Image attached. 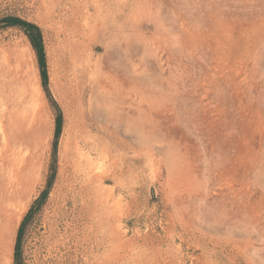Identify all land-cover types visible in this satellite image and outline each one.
I'll return each mask as SVG.
<instances>
[{
    "label": "rangeland",
    "instance_id": "obj_1",
    "mask_svg": "<svg viewBox=\"0 0 264 264\" xmlns=\"http://www.w3.org/2000/svg\"><path fill=\"white\" fill-rule=\"evenodd\" d=\"M42 32L63 115L25 264H264V0H0ZM55 117L0 30V264L45 186Z\"/></svg>",
    "mask_w": 264,
    "mask_h": 264
},
{
    "label": "trees",
    "instance_id": "obj_2",
    "mask_svg": "<svg viewBox=\"0 0 264 264\" xmlns=\"http://www.w3.org/2000/svg\"><path fill=\"white\" fill-rule=\"evenodd\" d=\"M7 28H17L21 30L27 37L31 48L33 49L36 55L41 86L51 108L53 109L55 117V128L51 149V159L46 183L38 197L33 201L28 211L24 215L23 219L21 220L15 239L13 251V264H25L23 256V245L26 230L45 204L53 186V182L55 180L57 170V143L62 130L63 115L59 105L53 99L49 89L47 62L41 29L36 24L28 22L16 16H5L0 18V30H5Z\"/></svg>",
    "mask_w": 264,
    "mask_h": 264
}]
</instances>
